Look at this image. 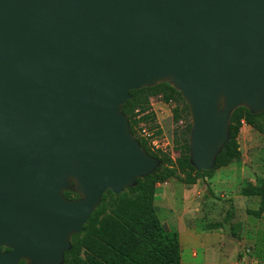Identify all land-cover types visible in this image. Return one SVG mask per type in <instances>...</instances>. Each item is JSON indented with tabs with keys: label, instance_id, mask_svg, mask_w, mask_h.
<instances>
[{
	"label": "water",
	"instance_id": "water-1",
	"mask_svg": "<svg viewBox=\"0 0 264 264\" xmlns=\"http://www.w3.org/2000/svg\"><path fill=\"white\" fill-rule=\"evenodd\" d=\"M162 83L211 171L232 113H264V0H0V264H63L102 196L155 172L122 108Z\"/></svg>",
	"mask_w": 264,
	"mask_h": 264
},
{
	"label": "trees",
	"instance_id": "trees-1",
	"mask_svg": "<svg viewBox=\"0 0 264 264\" xmlns=\"http://www.w3.org/2000/svg\"><path fill=\"white\" fill-rule=\"evenodd\" d=\"M130 97L122 108L130 133L142 149L161 164L155 172L137 180L133 188L117 196L111 192L102 196L83 232L71 236V249L64 255L63 264H181L179 236L162 225L157 216L154 206L157 185L176 179L178 175L184 176L181 183L194 185L199 177H209L214 169L238 162L241 153L237 137L243 126L264 137V113L252 115L245 108L236 109L229 122V141L217 156L214 168L209 172H197L189 162L191 119L180 93L168 83H162L131 92ZM153 99L173 107L172 146L176 159L162 150L154 151L148 136L141 135L143 126L156 122L151 108ZM241 196L258 199V209L247 211V215L260 218L264 213V173L255 185L245 186ZM63 197L79 199L72 191L64 192ZM220 227L216 224L213 229Z\"/></svg>",
	"mask_w": 264,
	"mask_h": 264
},
{
	"label": "rangeland",
	"instance_id": "rangeland-1",
	"mask_svg": "<svg viewBox=\"0 0 264 264\" xmlns=\"http://www.w3.org/2000/svg\"><path fill=\"white\" fill-rule=\"evenodd\" d=\"M151 108L156 122L143 126L141 135L148 136L154 151L162 150L176 159L172 146L173 107L153 99ZM237 142L241 153L238 162L214 169L209 177H199L194 185L181 183L183 175L157 185L154 202L157 216L162 225L178 234L181 264H210L207 256L212 254L214 261L222 264L232 255L236 243L230 241L234 237L232 232L238 235L240 230L250 231L252 219L245 211L241 190L247 185H255L263 177L264 137L243 126ZM248 199L253 202L251 208L258 209V199ZM238 220H241L239 227ZM216 224L221 226L220 229H213Z\"/></svg>",
	"mask_w": 264,
	"mask_h": 264
},
{
	"label": "crops",
	"instance_id": "crops-1",
	"mask_svg": "<svg viewBox=\"0 0 264 264\" xmlns=\"http://www.w3.org/2000/svg\"><path fill=\"white\" fill-rule=\"evenodd\" d=\"M241 198L244 199L243 203L246 206V212L257 210L255 208H251L253 204L251 200L242 196ZM254 205L256 206V204ZM247 216L251 217L252 219L250 222V231H246L245 229H243L240 230V233L238 235L236 233L233 234L234 232H232V235H234V237L232 236V238H230V241L232 242L235 240L236 243L233 245L232 255L229 257V259H224L222 264H264V213H262L260 218H254L249 215ZM237 223L239 227V225H241L239 224L241 223V220H238ZM179 244L181 246L180 239ZM212 255L211 257L207 256V258L210 259L209 263L219 264L218 262L214 261L215 259Z\"/></svg>",
	"mask_w": 264,
	"mask_h": 264
},
{
	"label": "built area",
	"instance_id": "built-area-1",
	"mask_svg": "<svg viewBox=\"0 0 264 264\" xmlns=\"http://www.w3.org/2000/svg\"><path fill=\"white\" fill-rule=\"evenodd\" d=\"M153 146L156 148V145H155V144H153ZM154 147H153V148H154ZM156 149H157V148H156ZM157 150H158V149H157Z\"/></svg>",
	"mask_w": 264,
	"mask_h": 264
}]
</instances>
